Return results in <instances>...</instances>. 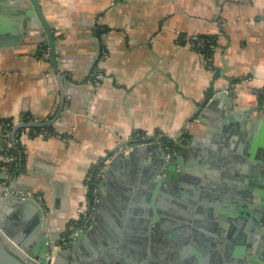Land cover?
<instances>
[{"label": "crops", "instance_id": "1", "mask_svg": "<svg viewBox=\"0 0 264 264\" xmlns=\"http://www.w3.org/2000/svg\"><path fill=\"white\" fill-rule=\"evenodd\" d=\"M39 2L60 47L65 114L50 131L25 127L18 132L17 142L23 144L26 161L24 168L19 166L21 170L13 172L12 179L20 178L19 186L30 190L46 210L51 217L49 232L55 238L65 235L80 219L79 209L88 206L89 175L102 166L106 170L115 154L124 152L139 132L168 138L183 134L182 141L187 142L191 136L185 133L191 132L199 140L197 145H188L183 157L186 163L204 168V175L223 176L214 161L223 153L205 143L209 122L201 118L200 109L217 90L235 93L234 112L225 97L217 105L216 115L210 117L214 132L221 130L231 147L229 150L224 144L228 159L222 180L225 191L214 188L215 180L210 178L208 194L202 196L200 186L195 194L199 201L204 197L220 218L200 216L199 231L186 233L176 222L181 220L178 216L183 214L184 201L160 196L170 207L165 209L175 215L174 221L163 222L169 228L159 227L153 238L149 233L144 237L141 232L147 227L135 209L147 201L146 188H130L129 179L136 176L142 181L152 163L147 152L137 154L129 165L120 162L105 185L101 184L103 174L98 186L103 193L98 194L99 220L95 216L93 233L81 242L71 261L79 262L83 251L97 246L101 247L98 264H111L114 258L143 245L149 264H195L211 253H215L214 264L218 258L226 264L239 251L240 261L232 264H246L244 248H252L250 256L264 255V240L258 254L253 246L257 240L249 241L252 215L246 210L248 204L255 209L260 203L248 199L251 194L241 169L232 166L238 163L249 168L264 143L260 96L264 88V0ZM98 30L104 34L98 36ZM193 34L219 36L212 60L190 45ZM25 39L26 43L0 48V120L17 123L26 114L46 120L58 109L61 86L56 73H49L50 56L45 57L41 46L29 36ZM96 74L99 82L94 81ZM9 142L11 133L7 136L0 122V160L16 145L11 142L10 148ZM174 142L178 145L180 141ZM183 150L177 147V151ZM205 150L217 155L203 164ZM2 169L10 172L7 164ZM187 181L181 180L180 188L186 196H193L194 188ZM196 208L199 213L204 210L201 205ZM13 209L7 220L25 241L32 233L27 229L30 217L25 212L16 216ZM246 214L251 222L240 221ZM189 224L192 228L194 221ZM241 231L244 235H235ZM212 241L217 248L208 249Z\"/></svg>", "mask_w": 264, "mask_h": 264}, {"label": "water", "instance_id": "2", "mask_svg": "<svg viewBox=\"0 0 264 264\" xmlns=\"http://www.w3.org/2000/svg\"><path fill=\"white\" fill-rule=\"evenodd\" d=\"M26 36H29L32 42L38 43L43 52H49L50 60L52 62V68L49 73H56V76L60 81L61 97L57 112L51 118L46 120H22L14 124L11 131V142L13 145L17 143L18 132L22 128H45L57 123L58 119L65 114V94L62 90V84L65 77L60 70V47L57 43V37L44 14L42 5L39 0H0V48H10L26 43ZM225 97L230 101L228 104L230 112H234L233 101L235 99V93L229 92L228 89L217 90L210 100L200 109L201 118L209 122L204 135L205 143L208 144L209 147L218 149L223 153V156L220 160H218L214 159L217 154L213 150H208L209 152H206L205 150L204 153H206V155L203 158L202 163L206 164V162L213 157L214 161H216L222 171V174L224 175H226L228 171L225 163L228 159L227 154H225L226 148L224 146V144L229 146L228 138H226L225 134L221 130L214 132V126L212 124L214 122L210 119V117L216 115L214 111L217 110V105L220 103L221 99ZM258 121H260V119ZM258 121L256 120V122ZM185 134L191 136L189 142L186 140L182 141L183 134L169 138V141L171 142L174 141V138L178 139L180 142L177 147L184 149L182 152L177 151L174 154L173 159L169 161L167 160V150L159 141H155L136 146L133 150L127 152H117L116 150L115 153H117L109 162V167L104 170V177L102 178L101 183L102 185H105L108 182L109 178L112 176L113 170L120 162L124 161L126 165H129L137 154L142 155L146 152L149 154L147 159L152 164L147 166V170L145 171V176L142 181H137L136 176L133 178L130 177L129 179L130 188L133 186L146 188L147 201L139 203V207L135 209V211L141 215L140 222H145L144 226L147 227L146 230L141 232L144 237L149 233L152 234L151 237L153 238L154 235L159 233V227L169 228V225H163V222L169 224V222L171 223L174 221L173 217H175V215L165 209L168 205L165 200L163 201L159 198L160 196L166 198L179 197L184 201L185 209H183V214L178 216V219L181 220L176 222L181 226V228H183L182 231L186 233H189L191 229L195 232L199 231L198 226L201 224L199 220L200 216H213L217 219L220 218L215 209L211 211V206L206 203L204 197H201V201L195 197V194L198 195V186L203 187V189L200 190L202 196L204 194H208L206 189V187H210L208 179L214 177H211L208 174L204 175V168H196L192 165V163H186L183 157L186 156V152L189 150L187 148L188 145H197L199 138L191 132ZM5 144L8 146V142ZM228 148L231 150L230 146ZM256 152L257 156L249 168L240 167V164L238 163H233L232 166H234L233 168L235 170L241 169L239 172L244 177L247 191L251 194L248 199H254L256 202L260 203L259 208L255 209H252L253 207L251 204L246 206L248 216L252 215V222L247 214V217L245 216L240 219L242 222L245 221L247 223H252V233L249 237L251 238L249 241L251 242L252 240H257L254 241L255 244L253 246L255 248V252L258 254L260 252L259 249L261 248V242L264 240V198H262L264 196V143H261ZM224 156L226 157L225 159ZM5 158L6 156H3L2 160H0V264H47L49 261L48 251L54 245L49 243V241L57 239L49 232L51 217L35 200L30 190L19 186L18 182L20 181V178L16 180L12 179V170H10V172H6L2 169V167L6 164ZM224 175L214 178L216 183L214 184V188L220 192L225 191V184L222 182ZM181 180L189 181H187L188 185L194 188L193 196L185 195L186 193L180 188V185L182 184ZM18 190L30 194L29 196L22 198L20 194L16 192ZM98 194L103 195V193L99 190ZM102 205L103 202L101 201L99 207L102 208ZM199 205L204 206V210L201 213L196 210V207ZM13 207L14 214L16 216H18L20 212H25L30 217L27 229H31L32 233L31 237L27 238L25 241L15 234L14 230L17 229V227H12V221L7 220L9 212L11 211V213H13L11 210ZM211 212L212 215L210 214ZM95 216L96 219L99 220V213ZM190 221H194V226L192 228L189 224ZM96 223L97 222L93 221L92 227L96 226ZM212 228L215 230L214 225ZM78 229L79 224L71 227L66 234L77 232ZM93 231L94 229L92 230V228L86 232L79 231L77 236L74 238L73 244L57 250L54 263L98 264L97 261L101 259L99 256V252L101 250L100 246H97L96 249L89 247V252L83 251V255L81 254L82 256L80 257L79 262L74 263L71 261V255L79 252V245L84 239L90 236ZM236 233L235 235L238 236L244 232L242 233L241 231L239 234L238 232ZM171 236H175L174 233ZM236 242L234 241L233 243ZM217 245L218 244L215 241H212L210 242L208 249H215L217 248ZM244 249L246 250L244 253V259L249 262L246 264H264V255L259 254L257 256H250V253L253 252L252 248ZM241 252H236V256L231 259V262L230 260H227L226 264H232L235 260L240 261V257L238 255H240ZM210 255V257L202 258L195 264H204L208 261L212 262L211 264H214L213 257L215 253H211ZM146 257V245H143V248L135 249L130 253L125 252L124 255L114 258L115 262H111V264H149V261L145 262ZM216 264L224 263L218 258Z\"/></svg>", "mask_w": 264, "mask_h": 264}, {"label": "built area", "instance_id": "3", "mask_svg": "<svg viewBox=\"0 0 264 264\" xmlns=\"http://www.w3.org/2000/svg\"><path fill=\"white\" fill-rule=\"evenodd\" d=\"M102 34H104V33H102ZM189 42H190V45L198 51L207 44L206 39L203 38L202 36H200V34H193L190 37ZM217 46L218 45L214 46V48L216 49ZM102 52H104V50ZM104 54H105V52H104ZM44 55L47 58H49V56H50L48 51L44 52ZM207 58L209 60H212L211 57H207ZM98 77H99V75L96 74L94 81L99 82ZM260 96H261L262 102L264 103V89L261 90ZM0 122H1L3 129H4L5 134L7 136H9L11 133L12 127L16 123L14 121L4 120V119H1ZM166 137L167 136H164L163 134H157L154 137H152L147 132H139L137 134V136L135 137L134 142L132 144H129L124 151L127 152L130 150H133L136 146H139L142 144H147L149 142L159 141L164 146V148L167 150V160L169 161V160L173 159L174 154L177 152V148L174 146H170V145L166 144V142H165ZM173 140H176V138H174ZM9 147L10 148L12 147L11 142H9ZM9 151L10 150H8V153L6 154V158H5L7 164H9L13 160H15V156ZM104 170H105V167L102 166L96 172L89 175L88 182L93 180V183H94V188L92 190L93 195H92V197L89 196L88 206L86 208L81 207L79 209L80 219L77 220L72 225V227H74L77 224H79V229L77 232L65 234V235L61 236L60 238L53 239V240L49 241V243H52L54 245L48 251V260L49 261L47 264H55L54 262H55V256H56L57 250L59 248H63L64 246L71 244L73 242L74 238L77 236L79 231L86 232L91 228L92 223L95 219V214H96V210H97L98 186H99L100 179L102 178V176L104 174ZM18 194H20V196L22 198H24V197L29 196L30 193H25V192L20 191V192H18Z\"/></svg>", "mask_w": 264, "mask_h": 264}, {"label": "trees", "instance_id": "4", "mask_svg": "<svg viewBox=\"0 0 264 264\" xmlns=\"http://www.w3.org/2000/svg\"><path fill=\"white\" fill-rule=\"evenodd\" d=\"M102 31L101 30H98L97 34L98 36H101V33ZM202 36L203 38L206 39V42L207 44L201 48L199 51H201L202 53H204L207 57H213L214 55V52H215V48L214 46L218 45V38L219 36L218 35H210V34H204V35H200ZM264 89V88H263ZM4 120H10V119H4ZM23 120H33L32 118H30L28 116V114L24 115V118ZM12 121V120H11ZM52 127L48 126V127H45V128H41V127H37V128H32V131H40V130H51ZM18 137V136H17ZM165 142L166 144L170 145V146H174L177 148V144L174 142V141H169V138L166 137L165 138ZM10 152L15 156V160H13L12 162H10L9 164H6L8 165L9 167V170H12L13 172L14 171H20L21 169H17V167L20 166V168H24L25 167V161H26V154H25V151H24V147H23V144L20 142H17L15 146H13L11 149H10ZM98 170V168L94 169V172H96ZM94 188V183H93V180H91L89 182V196L92 197V190Z\"/></svg>", "mask_w": 264, "mask_h": 264}, {"label": "rangeland", "instance_id": "5", "mask_svg": "<svg viewBox=\"0 0 264 264\" xmlns=\"http://www.w3.org/2000/svg\"><path fill=\"white\" fill-rule=\"evenodd\" d=\"M76 221H77V220H76ZM76 221H74L73 224H74Z\"/></svg>", "mask_w": 264, "mask_h": 264}]
</instances>
